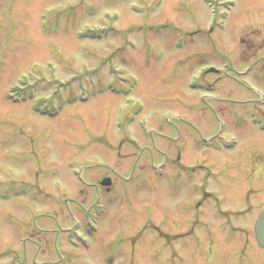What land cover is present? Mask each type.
Returning a JSON list of instances; mask_svg holds the SVG:
<instances>
[{
  "label": "rangeland",
  "instance_id": "rangeland-1",
  "mask_svg": "<svg viewBox=\"0 0 264 264\" xmlns=\"http://www.w3.org/2000/svg\"><path fill=\"white\" fill-rule=\"evenodd\" d=\"M213 63L219 72H208L205 82L223 76L208 89L198 74ZM11 86L20 95L42 97L46 105L67 98V108L58 118L41 116L31 108V99L19 103L8 98ZM82 88L92 91L86 103L77 100ZM262 92L264 0H0V264L133 260L118 257L119 251L134 254L137 262L146 260L141 264H168L173 246L168 237L174 231L167 226L131 231L105 224L109 216L120 220L128 199L109 201L108 213L97 220L98 231L84 228L91 248L68 242L74 216H84L87 201L82 197L92 170L107 153L103 132H112L114 139L116 132L135 136L140 127L126 118L146 115L150 135L141 139L146 148L149 139L154 144L163 140L158 130L196 129L206 138L224 119L226 134L238 136L240 144L234 149H224L217 141L196 150L189 146L184 160L208 162L211 174L228 176L248 157L247 178H258V186L243 179L242 194L232 190L226 196L209 179L224 198L223 211H240L256 196L250 190L264 189V147L253 146L264 134L249 115L258 111L254 100ZM119 118L125 120L122 131L116 127ZM148 152L154 157L156 147ZM258 152L262 160L253 162ZM78 167L83 177L74 172ZM178 173L168 164L164 176L156 174L143 185L121 183L119 189L132 188L131 197L140 208L163 211L185 202L181 192L171 198L172 175ZM130 174L134 180L140 176L139 170ZM259 198L264 201V193ZM227 223L247 227L236 216ZM245 230L215 232V249L227 251L234 264H264L256 235Z\"/></svg>",
  "mask_w": 264,
  "mask_h": 264
},
{
  "label": "flooded vegetation",
  "instance_id": "flooded-vegetation-1",
  "mask_svg": "<svg viewBox=\"0 0 264 264\" xmlns=\"http://www.w3.org/2000/svg\"><path fill=\"white\" fill-rule=\"evenodd\" d=\"M222 76L220 75L215 83L220 80ZM210 84H212L209 81ZM261 100H254L253 107H256L258 111H252L250 116L260 115L259 121H264V106ZM244 118V117H243ZM253 123V118L250 119ZM220 121L219 128H215L213 125V136L212 138L217 140L220 145H222L220 140ZM150 122V120H149ZM213 122L208 121V125L212 126ZM255 129L264 134V130H261L256 124ZM136 135L132 134H120L116 132V139L111 138L112 132H103L104 144L106 146L107 153H103L102 159L98 161L99 164L95 167L97 170H92V174L87 182L86 192L83 195V201H87V205L83 206L84 216L80 218L83 227H87L86 220L92 216V214L97 210V197L100 196L105 205L104 212L100 217L105 216L108 213V203L110 200L114 201H124L126 199L130 200L127 205L119 211L120 220L108 217L105 224L112 228L124 227L126 226L129 230L141 229L143 231L147 230H158L161 231L164 226H167L174 233L169 234V241L172 243L171 255L168 256V264H186L185 261H189V264H234L230 261L227 251H217L215 249L214 237L215 232L222 230H254L257 216L264 209V201L260 196H263L264 189L260 187L257 190H250L249 193L254 192L256 196L252 197V201H248V204L243 210L237 211L236 209L223 211L221 203L224 198L219 195L218 192L214 191L210 178L217 181L219 188H224V193L226 196L232 194L231 191L238 190L239 194L242 189L243 179L252 185H259L260 181L258 178L252 180L247 178L246 172L248 171V164L251 161L248 157L245 160H240L239 165L234 167V173L226 175H213L211 174L210 163L202 164L200 162L188 164L184 160V150L189 149V146L193 149H197L203 146L204 140L207 138H201L198 136V131L196 129L186 130L177 133L175 129H172L168 133L169 129L165 128L163 140L160 139V144H154L152 140L149 139V146L143 147L141 144V139L143 137L148 138L149 133L142 132L139 128H135ZM179 134V136H176ZM240 144V139L238 136L234 135ZM211 137V136H210ZM124 144H128V149L123 148ZM153 146L156 147L155 156L151 157L148 152ZM253 146L264 147V139L259 141H254ZM175 148V149H174ZM164 151L168 152V158H164ZM145 154V156L140 155ZM259 154V152L257 153ZM252 155L251 160L259 162L261 155ZM186 157V156H185ZM187 160V159H186ZM166 164L172 166V168L179 172L177 175H172V186L175 187V192L171 195V198H176L179 196V192L183 193L184 203L178 202L174 203L169 209L153 212L147 208H140L138 204L132 199L134 192L129 189H119L121 183H135L143 185L146 181L153 180V177H158L155 174L154 166L160 164ZM110 164L112 167H110ZM209 164V165H207ZM214 164V163H213ZM215 166V165H214ZM203 170V174L198 172V170ZM139 170L140 176L138 179L134 180L135 174H130L132 171L135 173ZM250 170V169H249ZM253 170V169H252ZM208 172V174H205ZM94 173H97L94 174ZM252 176V175H251ZM253 177V176H252ZM105 178H110L111 183L105 185L103 180ZM225 179L222 181L221 179ZM258 179V180H257ZM261 182V181H260ZM216 185V184H215ZM217 186V185H216ZM218 187V186H217ZM227 190V192H226ZM110 196L109 199L105 197ZM130 194L129 197H126ZM96 196V199H94ZM242 198H245L242 196ZM177 201V200H176ZM85 204V202H84ZM239 217V219L247 224V227H239L234 224H228L227 221L231 220L232 217ZM223 217L228 220H223ZM162 219V221H161ZM252 219V220H251ZM75 222V221H74ZM233 223V222H232ZM209 237H206V234ZM71 236V234H69ZM68 235V236H69ZM204 238H210L208 242L204 241ZM264 249L262 248V251ZM118 257L125 258L124 256L133 259L132 261H126L127 264H141L146 260L135 261L134 254L127 255L126 252L119 251ZM137 257V255H136ZM148 263V262H147ZM121 264V263H120Z\"/></svg>",
  "mask_w": 264,
  "mask_h": 264
},
{
  "label": "water",
  "instance_id": "water-1",
  "mask_svg": "<svg viewBox=\"0 0 264 264\" xmlns=\"http://www.w3.org/2000/svg\"><path fill=\"white\" fill-rule=\"evenodd\" d=\"M256 233L259 242L262 246H264V211L260 214L257 225H256Z\"/></svg>",
  "mask_w": 264,
  "mask_h": 264
},
{
  "label": "bare ground",
  "instance_id": "bare-ground-1",
  "mask_svg": "<svg viewBox=\"0 0 264 264\" xmlns=\"http://www.w3.org/2000/svg\"><path fill=\"white\" fill-rule=\"evenodd\" d=\"M138 84H139V83H138ZM90 99H91V98H89L88 101H90ZM88 101H87V102H88ZM66 108H67V106H65L64 109H63V111H61L60 114L57 115L55 118H58L59 116H61V115L63 114V112L66 110ZM144 109H145V106H144ZM226 126H227V125H226ZM225 132H226V130H225ZM238 144H239V143H238ZM238 144H237V145H238ZM211 145H212V144H211ZM237 145H236V146H237ZM236 146H235V147H236ZM81 175H82V177H83V172L81 173ZM90 247H91V246H90Z\"/></svg>",
  "mask_w": 264,
  "mask_h": 264
}]
</instances>
